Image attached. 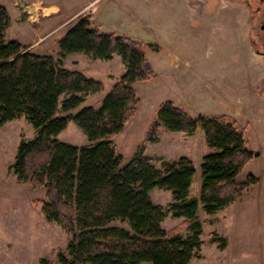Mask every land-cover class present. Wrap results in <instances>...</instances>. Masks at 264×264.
Masks as SVG:
<instances>
[{"label": "trees", "instance_id": "16d2710c", "mask_svg": "<svg viewBox=\"0 0 264 264\" xmlns=\"http://www.w3.org/2000/svg\"><path fill=\"white\" fill-rule=\"evenodd\" d=\"M10 23L8 9L0 5V129L24 116L37 131L34 139L20 143L10 168L19 181L45 191L44 216L73 234L70 259L60 253L59 263L191 264L203 244L200 206L215 215L260 182L252 174L238 180L245 166L260 156L248 149L243 131L225 116L193 118L171 102L159 108L147 133L149 142L158 141L162 127L189 135L204 132L210 152L200 165V199L191 197L196 176L192 159L182 156L158 167L141 145L123 165V156L110 140L135 115L139 98L134 85L155 74L142 44L102 33L90 17H81L67 30L58 42L61 58L81 53L109 61L120 55L126 67L99 109L84 107L75 114L103 84L63 67L51 55L34 53L15 40L7 42ZM69 122L83 130L89 145L57 139ZM154 189L172 193L166 211L152 201ZM168 214L184 219L187 237L180 234L182 226L163 228ZM213 242L222 249L227 246L225 238ZM40 264L50 263L42 259Z\"/></svg>", "mask_w": 264, "mask_h": 264}, {"label": "rangeland", "instance_id": "374dc122", "mask_svg": "<svg viewBox=\"0 0 264 264\" xmlns=\"http://www.w3.org/2000/svg\"><path fill=\"white\" fill-rule=\"evenodd\" d=\"M220 1L216 0V6L215 0H0V3L13 4L7 42L42 44V51L55 52L57 34L45 38L55 23L66 31L82 17L74 16L78 9L91 6L81 14L88 15L94 27L143 45L155 74L149 81L134 85L139 98L135 115L122 132L110 139L123 156V165L141 145L158 167L164 161L174 162L187 156L198 169L191 195L200 196L198 161L209 149L204 132L198 130L189 135L162 127L157 131L158 141L152 143L147 140L149 127L166 102L186 110L193 118L225 116L234 122L243 131L248 149L260 155L245 166L238 180L246 181L252 174L260 182L215 215H207L200 206L203 244L191 264H264V95L256 92L260 79L251 74L257 59L246 41V27L239 18L240 6ZM55 5L62 11L61 17L53 21L44 18L46 10ZM55 58L61 60L63 67L81 71L103 84V90L87 96L75 114L84 107L99 109L126 72L120 55L109 61L81 53L64 58L58 53ZM36 135V129L24 116L0 129V264H40L42 259L60 264V253L70 259L68 245L73 234L44 216L41 203L45 191L19 181L10 168L20 143ZM57 139L75 146L89 145L88 137L75 122H69ZM155 193H158L156 202L166 211L173 201L172 193L161 189ZM183 222V218L168 214L163 228L170 231ZM180 234L187 237L188 228L182 226ZM215 238H225L227 246L220 248L214 244Z\"/></svg>", "mask_w": 264, "mask_h": 264}, {"label": "flooded vegetation", "instance_id": "af4514ba", "mask_svg": "<svg viewBox=\"0 0 264 264\" xmlns=\"http://www.w3.org/2000/svg\"><path fill=\"white\" fill-rule=\"evenodd\" d=\"M220 1V0H219ZM240 6V21H244L246 41L250 51L256 56L254 78H259L256 92L264 95V0H227ZM221 2V1H220ZM215 0V6L216 4Z\"/></svg>", "mask_w": 264, "mask_h": 264}, {"label": "crops", "instance_id": "0c3cea01", "mask_svg": "<svg viewBox=\"0 0 264 264\" xmlns=\"http://www.w3.org/2000/svg\"><path fill=\"white\" fill-rule=\"evenodd\" d=\"M0 5H4L7 9H8V11H9V13H10V15H12L11 13V8H13L12 7V3H10V5L8 4V3H0ZM57 8V11H55V12H52L49 16L48 15H44V18H48L50 21H53V20H55V19H59L60 17H61V15H62V11H60V9H59V6H57V5H55V6H52V7H50V9H52V8ZM11 9V10H10ZM83 9L82 8H79L78 9V11L74 14V16H83L82 14H81V11H82ZM96 15V14H95ZM95 15H93V16H95ZM73 16V17H74ZM11 19H12V16H11ZM93 20H94V18H93ZM93 22V21H92ZM94 23V22H93ZM54 27L55 28H53V30L52 31H50L47 35H46V39H48V38H50L51 36H54V34H57V37H55V38H57V40H56V43H55V52L53 51V52H49V51H42L41 49H40V46L42 45H40V44H33V45H30V46H28V48H29V50H31L32 52H34V53H37V54H40V55H51V56H53L54 58H55V55L56 54H58V53H60V51H59V47H58V42H59V40L65 35V33L67 32V30L70 28V26L66 29V31H62V27H61V25L60 26H58V27H56V23H55V25H54ZM59 32V33H58ZM42 48H43V46H41ZM46 49V48H45ZM42 52H41V51ZM69 56H71V55H69ZM210 152V149H205V152H203V154L199 157V161H198V165L200 166L201 165V162H202V158L206 155V154H208ZM201 159V160H200ZM193 161V160H192ZM193 163H194V165L196 164L194 161H193ZM197 167V165L195 166V168ZM197 173H198V169L196 168V175H197ZM195 180V179H194ZM193 184H194V182H193ZM156 190V189H155ZM155 190H153L152 192H151V199H152V201L156 204V205H158V206H162L161 204H159L158 202H156L157 200V194L158 193H155ZM170 195H171V193H170ZM191 197H192V195H191ZM194 198H197V199H200V196H196V197H194ZM170 203H172V202H170ZM177 220H180V219H177ZM164 224V223H163Z\"/></svg>", "mask_w": 264, "mask_h": 264}, {"label": "bare ground", "instance_id": "6f19581e", "mask_svg": "<svg viewBox=\"0 0 264 264\" xmlns=\"http://www.w3.org/2000/svg\"><path fill=\"white\" fill-rule=\"evenodd\" d=\"M57 11V8H52V9H49V10H46V14L45 15H50L52 12H55Z\"/></svg>", "mask_w": 264, "mask_h": 264}, {"label": "built area", "instance_id": "2783aa9c", "mask_svg": "<svg viewBox=\"0 0 264 264\" xmlns=\"http://www.w3.org/2000/svg\"><path fill=\"white\" fill-rule=\"evenodd\" d=\"M89 8H91V6L90 7L89 6L85 7L83 12H85V11L87 12V10H89Z\"/></svg>", "mask_w": 264, "mask_h": 264}]
</instances>
